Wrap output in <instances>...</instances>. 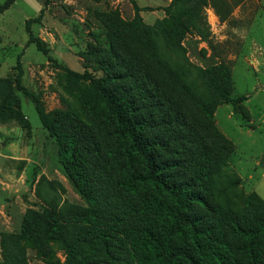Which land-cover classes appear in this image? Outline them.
Here are the masks:
<instances>
[{
    "label": "rangeland",
    "instance_id": "obj_1",
    "mask_svg": "<svg viewBox=\"0 0 264 264\" xmlns=\"http://www.w3.org/2000/svg\"><path fill=\"white\" fill-rule=\"evenodd\" d=\"M198 4L177 2L175 14L185 19L182 34L162 31L170 25L166 17L148 27V43L134 28L130 5L118 0H15L0 13V77L11 74L19 58L23 85L39 95L51 117L77 131L90 154L96 229L119 238H109L108 254L101 248L94 252L98 264H139L129 253L123 229L141 224L145 192L124 190L125 160L111 121L103 114L104 104L88 80L74 79L68 70L115 76V88L137 100V116L150 119L145 135L161 141L155 147L156 159L176 161V175L184 178L194 169L196 137L218 153L217 143L204 128L209 120L198 100H210L204 94L211 92L207 72L225 68L227 96L235 102L218 105L212 122L233 143V152L223 168L196 188H203L200 193L209 207L233 214L243 210L250 192L257 191L251 189L264 170V0ZM29 39H38L39 47ZM133 80L149 91L142 101L132 88ZM18 93L31 129H22L11 119L0 120V264L63 263L66 253L58 244L19 239L24 213L42 207L90 206L60 167L56 142L42 127L33 103ZM8 146L17 158L3 156L10 152ZM221 169L238 182L226 183ZM258 185L261 195L256 193L264 201V180ZM199 211L205 223L217 218L207 208ZM231 241L237 260L244 264L240 240ZM260 244L264 247V237Z\"/></svg>",
    "mask_w": 264,
    "mask_h": 264
},
{
    "label": "trees",
    "instance_id": "obj_2",
    "mask_svg": "<svg viewBox=\"0 0 264 264\" xmlns=\"http://www.w3.org/2000/svg\"><path fill=\"white\" fill-rule=\"evenodd\" d=\"M15 0L0 3V13ZM180 0H171L164 8L165 16L153 24H147L139 14L140 8L133 2L135 29L141 38L151 41L145 33L148 27L156 25L158 20L168 17L169 24L162 30L175 32L180 36L185 19L176 13V4ZM202 5L206 0H185ZM180 17V18H179ZM29 18L25 19V29L29 36ZM144 36V37H143ZM36 43L38 39H29ZM148 43V42H147ZM19 58L12 67V73L0 77V120H14L22 129H31L29 119L21 110L19 91L33 103L42 127L49 137L56 142L57 161L74 188L89 203V208L78 209L64 205L60 209L42 207L41 210H26L22 218L19 239L54 242L65 250V261H52L49 264H98L94 252L101 248L104 254L110 250L109 238L116 237L96 229L98 213L96 199L91 187V159L80 135L75 129L65 127L60 120L51 117L39 95L28 90L22 83V67ZM14 70L16 72H14ZM67 73L74 79L88 80L96 96L104 104L103 114L111 121L112 135L119 145L125 160L126 170L122 174L121 185L127 192L138 189L145 192L140 201V225L123 229L129 239V253L139 264H240L236 252L231 248V240H240L239 249L245 258L244 264H264V247L260 240L264 237V201L256 192H250L244 199V208L233 214L218 207H209L204 196L196 187H202L203 181L213 171L223 168L230 154L233 143L213 124V113L221 103L235 102L227 95L226 69L220 66L207 72L210 77L211 92L209 102L198 100L201 113L209 120L205 129L208 136L219 147L218 153H212L196 137L194 147L193 172L189 177L176 175L178 163L172 159L158 161L155 147L161 141L155 136H146L150 124L147 117L137 116V100L130 99L128 92L115 88V76L107 73L96 76L88 70ZM132 88L140 101L149 95V91L132 81ZM203 94V95H204ZM159 109V108H158ZM170 112V111H169ZM189 134L192 132L189 131ZM195 141V139H194ZM225 182H238V178L221 169ZM199 184V185H198ZM200 207L217 215V218L205 223ZM158 219L159 223H153Z\"/></svg>",
    "mask_w": 264,
    "mask_h": 264
},
{
    "label": "crops",
    "instance_id": "obj_3",
    "mask_svg": "<svg viewBox=\"0 0 264 264\" xmlns=\"http://www.w3.org/2000/svg\"><path fill=\"white\" fill-rule=\"evenodd\" d=\"M118 1H120L124 5L128 3L130 7L132 8V13H134L132 3H131V1H133L140 8L139 14L142 17L143 21L147 24H153L157 19H161L162 17L165 16L164 8L169 5L171 0H118ZM10 149L11 148L9 147L8 150L10 152L8 154L4 153L3 156L6 158H17L13 155ZM253 178L254 177L252 175L250 179H253ZM262 179L264 180V170L260 172L256 180L257 182L253 184L255 186H252L253 188L251 189L253 191H255L256 189L257 190L256 192L259 195H261V193L259 192L261 189L259 188L258 183H259V180H262Z\"/></svg>",
    "mask_w": 264,
    "mask_h": 264
}]
</instances>
